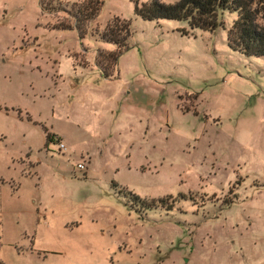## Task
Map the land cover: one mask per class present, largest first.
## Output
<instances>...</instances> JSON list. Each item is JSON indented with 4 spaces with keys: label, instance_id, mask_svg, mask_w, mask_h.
Segmentation results:
<instances>
[{
    "label": "rangeland",
    "instance_id": "obj_1",
    "mask_svg": "<svg viewBox=\"0 0 264 264\" xmlns=\"http://www.w3.org/2000/svg\"><path fill=\"white\" fill-rule=\"evenodd\" d=\"M84 1L0 0L2 264H264V58L227 48L234 14L189 31L98 0L78 27ZM113 17L128 50L104 79Z\"/></svg>",
    "mask_w": 264,
    "mask_h": 264
},
{
    "label": "trees",
    "instance_id": "obj_2",
    "mask_svg": "<svg viewBox=\"0 0 264 264\" xmlns=\"http://www.w3.org/2000/svg\"><path fill=\"white\" fill-rule=\"evenodd\" d=\"M100 2L85 0L76 7L77 26L94 18ZM42 8L47 10V6ZM231 12L234 18L225 31V43L230 51L244 56L264 58V0H178L174 4H165L161 0H149L146 3H134L133 14L144 21L174 20L184 21L189 29L212 32L222 23L218 20L220 12ZM78 16V18H77ZM182 35H188L182 31ZM129 22L113 17L105 29L97 35L104 44L114 46L113 51L98 50L94 64L102 78L114 76L118 57L128 50ZM54 135L45 131V145L53 143ZM147 210L156 208L160 201H144L131 195ZM0 264L2 262L0 261Z\"/></svg>",
    "mask_w": 264,
    "mask_h": 264
},
{
    "label": "built area",
    "instance_id": "obj_3",
    "mask_svg": "<svg viewBox=\"0 0 264 264\" xmlns=\"http://www.w3.org/2000/svg\"><path fill=\"white\" fill-rule=\"evenodd\" d=\"M54 142L56 144V147H57V150L58 151H62L63 152L65 150V147H64V144L63 143H61L60 141H57V139H54ZM76 168L79 171H83L84 170V166L82 164H77L76 165Z\"/></svg>",
    "mask_w": 264,
    "mask_h": 264
},
{
    "label": "crops",
    "instance_id": "obj_4",
    "mask_svg": "<svg viewBox=\"0 0 264 264\" xmlns=\"http://www.w3.org/2000/svg\"><path fill=\"white\" fill-rule=\"evenodd\" d=\"M96 68V67H95ZM76 69H80L81 71H79V74L80 75H82V73L84 72V71H86L85 69H81V68H77V67H75V68H73V72H75V70ZM82 72V73H81ZM105 79V78H104ZM55 135V134H54ZM55 136H57V135H55ZM60 140H61V142L65 145L66 143H67V140H68V138L66 137V136H57ZM65 150H66V147H65ZM88 163H87V160H86V163H85V166L87 165Z\"/></svg>",
    "mask_w": 264,
    "mask_h": 264
}]
</instances>
